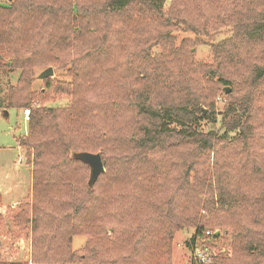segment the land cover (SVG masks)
<instances>
[{"label":"trees","instance_id":"16d2710c","mask_svg":"<svg viewBox=\"0 0 264 264\" xmlns=\"http://www.w3.org/2000/svg\"><path fill=\"white\" fill-rule=\"evenodd\" d=\"M163 1H0V68L19 73L17 83L7 88L4 99L0 96V106L21 111L30 108L27 133L18 140V145L34 150L32 204H20L13 219L22 215L23 223L31 220L33 264H120L121 261V264H171L170 237L175 230L183 228L194 231L185 241L189 250L197 246H208L210 250L211 242L219 239L222 232L229 235L230 256H215L210 252L212 264H264V165L254 149L257 142L251 132L255 125L251 113L256 107L257 87L264 83V65L253 67L248 82L238 76V70L249 57L243 46L249 42L264 44V0H192L195 4L185 5L174 0L167 13ZM198 16H202L199 21ZM146 18L155 19L160 32L156 35L148 31L140 50L144 57L150 56L151 44L159 43L161 50L158 58L149 62L147 72L138 65L135 78L120 68L124 64L113 62L110 52L117 51L115 41L100 39L93 55L91 49L83 48L98 33L106 34V24L111 20L119 22L114 29L121 27V33L142 25ZM178 24L195 34L205 35L207 30L221 28L231 34L230 38L211 45L215 54L212 66L197 64L204 73L215 71L217 79L214 82L208 79L215 90L217 85L221 91L226 86L230 89L226 93L228 106L219 122L213 103L191 89V81L182 86L183 97L157 101L151 97L147 86L151 78L171 82V64L174 66L180 56L192 65L190 46L183 45L173 56L170 33ZM48 65H56L69 81L45 78L39 93L32 92L34 67ZM107 83H113L116 89L128 86L124 90L129 102L120 103L118 113L127 117L130 113L137 124L130 125L132 131L122 135L126 139L117 138L122 156L118 160L119 180L114 185L127 183L125 179L137 182L142 162L149 159L154 165L152 170L162 178L156 193L170 184H176L178 190L162 204V210L155 206L150 214H141L134 208L124 212L109 208L116 213L107 214L109 221L122 227H126L127 219L137 221L132 224V230L142 231L144 236V244L139 247L134 244L127 247L126 239H120V249L126 254L113 263L110 262L113 258L96 259L106 235L105 229L96 223V212L108 209L105 201L99 199L102 193L99 184L106 176L105 170L92 180L89 165L78 157L85 152L98 153L94 151L95 138H109L105 131L95 135L100 126L97 120L108 107L92 99L106 93ZM46 92L64 95L69 103L62 107L32 104L36 97L46 100ZM202 105L211 110L203 113ZM201 121L210 123L212 129L199 130ZM219 128H225V134L220 135ZM228 132L235 134L229 136ZM227 148L236 149L234 164L221 161L220 156ZM105 152L109 159V153ZM99 154L105 169L107 160L104 154ZM174 164L176 169L179 165L180 180H172L176 169L171 171L170 167ZM84 166L88 173L82 184L76 170ZM114 173L110 166L108 175ZM127 173L131 176L127 177ZM58 186L67 189L66 192L60 194ZM45 188L55 189V196L50 197ZM133 212L138 220L131 215ZM140 217L145 220H139ZM207 230L211 232L209 235L205 234ZM75 235H85L87 240L74 251L71 239ZM0 264L26 263L0 260Z\"/></svg>","mask_w":264,"mask_h":264},{"label":"rangeland","instance_id":"374dc122","mask_svg":"<svg viewBox=\"0 0 264 264\" xmlns=\"http://www.w3.org/2000/svg\"><path fill=\"white\" fill-rule=\"evenodd\" d=\"M0 1L6 3L8 0ZM173 2L174 0L163 1L165 13L168 12L170 4ZM178 3L184 5L195 4L192 0H178ZM200 18H202V16L196 17L198 21ZM154 20L155 19L146 18L142 25L134 26L132 29L121 33H119L121 27L115 30L119 26V22H112L111 20L107 24L105 23L108 27L106 34L105 32L98 33V36L88 40L83 48L91 49L89 52L93 55L95 54V49L100 39H104L106 42L115 41L118 46L117 51L110 52L112 53V60L114 63L118 65L124 64L120 68L133 76L139 68L138 65L144 70V72H147L148 68H150L148 65L149 62L154 61L155 58L160 55L159 53L161 50V45L159 43L154 46L150 43V56L146 55L144 57L140 50V47H142L141 45L145 43L148 31L150 33H155L156 35L160 32L158 22ZM170 36L172 37L170 44L173 48V56L183 45L190 46L189 51L192 52V65L187 62L185 57L180 56L177 62L174 63V66L171 64V71H169L172 75L171 82L165 83L161 78H156L154 76L148 81V84H142H147L148 88H150V94L153 101L166 98L169 100L173 98L174 100L175 98L178 99L179 97H183L182 86L191 81V89L200 92L213 103L219 122L222 114L226 111L225 108L228 106V97L224 91H221L219 85H217V90H215V85L213 87L209 82L208 79H214L211 82H214L217 79L215 71L210 69L204 73V69L198 68L197 64L208 67L212 66L215 54L212 53L213 50L211 45L230 38L231 34L228 30H225V28L207 30L205 35L195 34L194 32L185 29L184 25L178 24L177 27L171 31ZM243 50L249 55V57H246L248 62L245 63L244 67L238 70V76H240L241 80L248 82L249 75H252L253 67L256 68L259 65H264V44L260 42H249L247 45L243 46ZM173 56L170 57V60ZM4 59L6 60L7 57ZM48 66L53 68V75L50 78L69 81V79L64 76V72L57 69L56 65ZM46 67H34L33 74L35 80L32 83V92L39 93V90L43 87L44 79H37V75ZM18 74L17 70L10 71L6 68H0V96L3 99L6 95L7 88L10 85L17 83ZM106 86V93L104 95H96L92 97V99L96 101L106 103L108 107L97 120L98 123H100V126L96 129L95 135H98L99 131H105L109 135L108 139H105L103 136L101 137L103 140L95 138L96 145L94 147V151L104 154L107 160L106 168L104 169L106 176L99 184V190L102 191L99 199L104 200L105 208H108L107 210L102 209L101 211L96 212L98 218L96 223L100 224L106 231V235L100 246V251L96 254V256L98 255L96 259L102 260L113 258L110 261L113 263L114 259L126 254L125 250L120 249V239L123 237L126 239L127 244L125 246L127 247L132 246L133 244L139 247L140 244H144L142 241L144 236L142 231L139 232V230H132L134 228L132 224L137 223V221L127 219L128 223L125 224L126 227L119 226V224L116 225V222L109 221L107 219V214H116L109 208H116L119 212L134 208L143 212L141 214H150L151 212H154L155 206L162 210L164 208L162 204L178 190H176V184H170L168 186L165 185L161 192L156 193L158 186L157 183L161 182L162 178L159 175H156L152 170L151 167L154 165H151L149 159L142 162L143 166L139 169L136 176L137 182L134 183L133 181L132 183L129 179H125L124 181L127 183L123 185L120 183L114 185L115 181L119 180L120 162L118 160L122 156L117 138L130 133L132 131L130 125L137 124L135 120L131 118L130 113L128 114L130 120L125 114L118 113L120 103L126 104L129 102L127 92L124 90L127 89L128 86L122 85L119 89H116L113 83H107ZM246 88L247 85L244 86L243 94ZM46 94V100L36 97L33 99L32 104H38V106H40L43 103L45 106L62 107L66 103H69V99L64 95H54L51 92H46ZM254 102L256 107H254L255 111L251 113V116L254 118L253 122L255 125L251 132L253 133L254 140L257 142L254 149L257 150L261 157L260 162L264 165V83L257 87ZM120 109L123 111L122 106ZM202 110L203 113H207L211 109L202 105ZM198 129L206 132L211 130L212 127L210 123L201 121ZM218 132L220 135H223L226 130L225 128H219ZM26 133L27 120L22 116L21 109L4 108L3 106H0V260L33 264L31 261L33 235L31 220L27 223H23L22 215L20 218L13 219V217L18 214L16 212L20 204L23 205L28 203L30 206L32 204V166L34 150L24 145H18V140L25 136ZM234 134V132H228L229 136H233ZM122 137L126 139L124 136ZM105 150L109 153V159ZM235 150L236 149L233 148H227L223 152V155L220 156L221 161L229 160V162L234 164L236 162L234 160ZM246 152L249 154V150ZM164 160H167V158ZM221 161L219 160L221 164H224V162ZM110 166L112 169H115L114 175L111 176L108 175ZM176 168L177 164L170 167L171 171ZM234 169L238 170L235 167ZM87 173L88 170L85 166L82 170H76V174L81 178L82 184L87 180ZM130 176L131 175L127 173V177ZM174 179H181V176L179 175V165L178 169H176V173L172 176V180ZM165 181L166 179H164V182ZM41 186L39 192L42 195L43 189ZM104 186L106 187L104 188ZM56 189L60 191V194L65 193L67 190L60 186ZM54 190L55 189L47 190L45 188V192L50 193V197L52 198L56 194ZM70 204L72 206V202H70ZM133 214L134 212L131 213L133 218L138 220V217ZM94 216L95 215H93V217ZM139 220L144 221L145 219L140 217ZM138 227H140L139 223ZM129 228H131V230ZM207 229L210 230V228ZM193 232V228H183L175 230L172 233L169 245V259L171 264L192 263L191 250L187 249L185 241L191 237ZM152 238L150 240H152ZM86 240L87 237L85 235L73 236L71 239V249L75 251L82 248L86 243ZM229 240V235L222 232L219 239L211 242L212 249H210V252L212 255H221L222 257L230 256Z\"/></svg>","mask_w":264,"mask_h":264},{"label":"water","instance_id":"95a60500","mask_svg":"<svg viewBox=\"0 0 264 264\" xmlns=\"http://www.w3.org/2000/svg\"><path fill=\"white\" fill-rule=\"evenodd\" d=\"M53 75V68L51 66H48L44 68L38 75L37 79L43 80L45 78L51 77ZM229 87H224L223 91L225 93L229 92ZM81 160L86 162L90 167V177L92 180H95L97 176L104 171L103 163L101 160V156L99 153H81L78 156ZM215 234H218V231L215 232Z\"/></svg>","mask_w":264,"mask_h":264},{"label":"built area","instance_id":"2783aa9c","mask_svg":"<svg viewBox=\"0 0 264 264\" xmlns=\"http://www.w3.org/2000/svg\"><path fill=\"white\" fill-rule=\"evenodd\" d=\"M30 108L26 107L22 109V116L28 120ZM211 232L207 230L206 235ZM191 260L198 264H211V254L208 246H197L191 250Z\"/></svg>","mask_w":264,"mask_h":264}]
</instances>
